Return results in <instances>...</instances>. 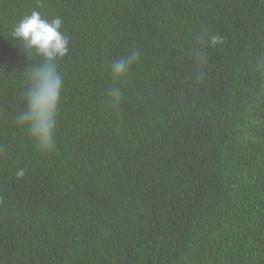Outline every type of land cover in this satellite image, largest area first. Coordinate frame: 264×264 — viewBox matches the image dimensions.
Segmentation results:
<instances>
[{
  "label": "trees",
  "instance_id": "16d2710c",
  "mask_svg": "<svg viewBox=\"0 0 264 264\" xmlns=\"http://www.w3.org/2000/svg\"><path fill=\"white\" fill-rule=\"evenodd\" d=\"M33 10L67 38L50 153L16 124ZM0 264H264V0H0Z\"/></svg>",
  "mask_w": 264,
  "mask_h": 264
},
{
  "label": "clouds",
  "instance_id": "9594fccd",
  "mask_svg": "<svg viewBox=\"0 0 264 264\" xmlns=\"http://www.w3.org/2000/svg\"><path fill=\"white\" fill-rule=\"evenodd\" d=\"M62 20L56 17L45 19L38 11L24 15L12 26L11 37L28 51L43 57V62L26 72L24 109L17 115L16 124L21 130H27L32 142L41 153H50L55 149L57 115L62 98L63 81L57 69L56 60L67 52V38L61 32ZM223 41L219 36H210L206 40L209 47H215ZM204 62V57H198ZM139 62V52L131 50L124 57L110 62L108 72L113 87L108 102L116 106L121 100V90L116 86L123 81L134 64ZM25 175L23 169L17 176Z\"/></svg>",
  "mask_w": 264,
  "mask_h": 264
}]
</instances>
